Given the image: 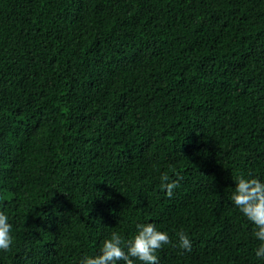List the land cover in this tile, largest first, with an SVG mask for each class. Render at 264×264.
Here are the masks:
<instances>
[{
  "label": "trees",
  "instance_id": "16d2710c",
  "mask_svg": "<svg viewBox=\"0 0 264 264\" xmlns=\"http://www.w3.org/2000/svg\"><path fill=\"white\" fill-rule=\"evenodd\" d=\"M241 174L264 180V0H0V264H78L148 222L159 264H264Z\"/></svg>",
  "mask_w": 264,
  "mask_h": 264
},
{
  "label": "clouds",
  "instance_id": "9594fccd",
  "mask_svg": "<svg viewBox=\"0 0 264 264\" xmlns=\"http://www.w3.org/2000/svg\"><path fill=\"white\" fill-rule=\"evenodd\" d=\"M161 187L168 197L178 186V180L170 181L167 174H162ZM232 204L253 225V237L259 241L253 250L258 259H264V180L251 176L239 175L231 194ZM178 246L190 251L192 241L184 231L176 233ZM14 241L13 223L5 211H0V252L10 250ZM171 243L167 231L159 230L154 223H137L136 232L125 240L113 231L103 241L99 254L83 255L78 264H159L157 250Z\"/></svg>",
  "mask_w": 264,
  "mask_h": 264
}]
</instances>
